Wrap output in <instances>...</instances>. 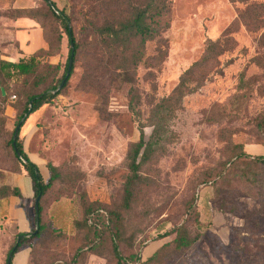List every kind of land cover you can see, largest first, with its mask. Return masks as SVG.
Segmentation results:
<instances>
[{"label":"rangeland","instance_id":"1","mask_svg":"<svg viewBox=\"0 0 264 264\" xmlns=\"http://www.w3.org/2000/svg\"><path fill=\"white\" fill-rule=\"evenodd\" d=\"M52 1L72 14L77 39L84 35L89 27L83 4ZM169 5L168 26L146 43L129 78L118 74L120 64L101 54L88 33L89 49L77 56L64 88L22 125L24 150L47 176L48 163L57 168L53 191L71 197L78 212L103 208L119 215L116 241L123 255L139 254L142 263L158 251L149 264H264V161H248L264 158V73L252 61L264 53V0H169ZM37 11L40 20L25 16ZM26 21L39 34L31 35L22 25ZM58 34L42 0H0L1 58L16 61L42 50L41 65H61L56 73L38 68L8 83V95L2 88L7 100L2 105L0 99V188L18 170L1 141L17 126L27 95L62 73L69 46L63 35L56 49ZM219 39L213 55L222 51L187 77L189 91L174 93L182 73ZM242 74L251 78L248 89L240 87ZM154 121L162 137L126 204L128 150L140 129L148 139ZM248 145L259 150L251 152ZM239 147L249 159L227 165ZM179 226L187 239L198 237L189 248L175 247L176 232L162 236ZM66 232L51 249L55 256L46 258L38 249L28 264H116L107 233L98 248H85L70 263L79 240Z\"/></svg>","mask_w":264,"mask_h":264},{"label":"trees","instance_id":"2","mask_svg":"<svg viewBox=\"0 0 264 264\" xmlns=\"http://www.w3.org/2000/svg\"><path fill=\"white\" fill-rule=\"evenodd\" d=\"M42 1L47 8V15L57 23L59 28L56 49H60L63 35L66 37L69 47L61 75L53 84L52 80L38 93L27 95L25 105L18 115L17 126L11 131L7 140H4L3 138L1 141V143L9 148L18 163V170L16 173H25L31 179L34 192V202L36 200L38 201L37 209H35V204L33 205L31 231L29 233H17L15 235L13 242L6 251L3 264H12L14 254L22 245H26L30 248L29 257H31L33 252L38 249H40L41 254L46 258L49 257L50 259L51 256H55L56 253L51 249L60 239V235L64 236L65 233L52 226L51 220L47 214V208L50 203L59 200L62 197L72 199L68 196H57L53 191V183L58 178L57 168L48 163L46 165L48 176L43 180L38 166L29 159L25 152L19 135L20 129L28 118V115L36 111L42 105L51 102L52 99L55 98L64 88L73 72L77 56L85 51L87 52L89 49L90 45L86 40L88 33L92 37L94 44L100 49L101 54H107L109 57L111 55V57L120 64V67H118L120 69L118 74L122 77L126 76L129 78L130 74L135 72L136 67L144 56L146 43L158 36L159 32L168 26L167 24L170 15L169 0H71L74 3L83 4L82 7L88 18L87 26L89 28L86 29L84 35L80 34V37L77 39L73 31L72 14L59 9L56 3L52 0ZM49 2H52V4L57 7L58 11H55ZM40 14L41 13L37 11L36 13L26 14L25 16L40 20L38 18ZM239 16L243 18L245 13H240ZM46 40L49 45V40L47 38ZM160 41V44L163 45V40L161 39ZM221 41L222 40L219 39L217 41L209 42L206 45L202 56L182 73L178 84L173 90L174 93L189 91L187 77L193 74V72L201 66H206L208 63L207 61L210 60L211 57H214L222 51L220 49L213 55L215 48L218 47ZM227 45L228 44L225 45V48ZM225 48L223 51L227 49ZM39 51L29 56L20 57L16 61L4 60L0 56V99L2 105L6 104L7 98L3 96L1 89L4 88L6 95H8V83L21 82L27 77L33 75L38 68H40L41 72H43V69L45 68L46 72L53 71V73H56V71L61 69V65L59 64L53 66L41 65L40 60L42 57H40L38 53ZM158 53L160 56L163 55L164 51L161 47H159ZM70 58L72 59V66L68 76H66L68 71V61ZM252 61L259 66L264 73V53L254 56ZM127 66H129L130 69H127ZM63 79H65L63 86L59 90L53 92ZM42 80L43 76H39V82ZM126 80L129 81V79ZM250 81L251 78L246 79L245 75L242 74L240 77V87L242 89L250 88ZM169 99L170 98H166V100ZM166 100H164V103H166ZM30 105L31 109L29 111ZM161 112L162 111L159 109L156 118ZM22 118H24V120L20 123ZM16 128H18V131L15 140H13ZM161 137L162 130L159 127V122L154 121L152 123V132L148 139L145 140V133L143 129H140L139 139L134 142L128 150L127 167L129 170V176L124 184V200L126 204L131 201L135 185L142 180V164L151 156L155 144L160 141ZM239 149L240 152L234 153L231 160L227 162V165L231 166L236 161L247 162L249 159L247 153L242 147H239ZM250 160L263 162L264 158L253 157L248 161ZM11 195L21 196L19 189L16 187L4 185L0 188V198ZM224 206L225 205H222V207ZM36 216L38 219V229L37 232L33 233L35 230ZM118 222L119 215L113 211H107L103 208H91L89 210L87 208L85 210L81 208L79 218L74 220L73 233V236L79 240V245L73 253L70 263H76L81 256V252L85 248H98L106 233L111 237L112 253L116 260V264L141 263L139 254H130L126 256L121 253L118 242L116 241L119 235ZM181 231V226H179L162 236H168L169 234L176 232V237L173 242L175 247L179 249L189 248L195 241H197V236L187 239ZM87 232H91L92 234L87 236ZM163 248H165L164 245H162L159 250H162ZM157 255L158 251L153 253L141 264L151 263Z\"/></svg>","mask_w":264,"mask_h":264},{"label":"crops","instance_id":"3","mask_svg":"<svg viewBox=\"0 0 264 264\" xmlns=\"http://www.w3.org/2000/svg\"><path fill=\"white\" fill-rule=\"evenodd\" d=\"M22 25H27L31 29V35L39 34V30L32 21H26ZM247 149L251 152L259 150L257 145H248ZM29 159L35 163L40 174L45 180L47 175L42 173L40 162L36 157L27 154ZM46 172V171H45ZM9 186L19 189L21 196H7L0 198V264L6 251L13 242L17 233H29L32 229V214L34 205V192L31 179L25 173H13L8 176L7 182ZM72 199L62 197L56 200L47 208L48 217L55 229H60L74 233V220L79 218L80 212L74 208ZM30 248L22 245L14 254L12 264H28Z\"/></svg>","mask_w":264,"mask_h":264},{"label":"water","instance_id":"4","mask_svg":"<svg viewBox=\"0 0 264 264\" xmlns=\"http://www.w3.org/2000/svg\"><path fill=\"white\" fill-rule=\"evenodd\" d=\"M49 3H50V5H51V7H52L55 11H58L57 7H56L54 4H52V2H49ZM71 66H72V59L70 58L69 61H68V71H67L66 76H68L69 71L71 70ZM64 82H65V79H63V80L61 81V83L58 85V87H57L53 92L59 90V89L63 86ZM1 91H2V94L4 95V90L1 89ZM30 109H31V105L29 106V111H30ZM23 120H24V118H22V119L20 120V123H21ZM17 131H18V128H16V130H15V133H14V135H13V140H15V138H16ZM13 144H14V141H13ZM37 202H38L37 200L34 202V204H35V209H37ZM37 229H38V219H37V216H36L35 230H34L33 233L37 232ZM17 241H18V238H17Z\"/></svg>","mask_w":264,"mask_h":264}]
</instances>
